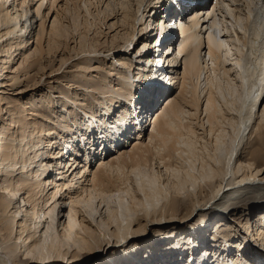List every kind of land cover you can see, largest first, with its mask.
Listing matches in <instances>:
<instances>
[{"label": "bare ground", "instance_id": "1", "mask_svg": "<svg viewBox=\"0 0 264 264\" xmlns=\"http://www.w3.org/2000/svg\"><path fill=\"white\" fill-rule=\"evenodd\" d=\"M162 1L158 7L165 9L167 15L159 22V12L149 14L152 7L147 3L157 5L153 0H136L130 7L128 0H0V75L6 78L3 83L6 90L0 92V118L8 116V123L0 128V264H23L16 259L17 250L22 249L24 256L30 258L24 264L31 261L57 264L68 255L75 258L73 255L77 251L71 248L92 252L90 239L95 231L81 213L91 217L99 212L101 205L105 207L106 217L99 221L97 237L101 236L105 242L111 237L122 241L129 234H136L145 217L173 223L177 217L175 211L180 207V194L188 199V204L178 220L189 216L194 211L191 206L195 209L196 203L205 204L203 207L209 209V212L203 211L204 208L199 210L193 221L196 226L190 228L192 231L207 225L208 213H214L210 211L213 207L215 211L224 212L241 205L245 211L248 207V214L254 208H264V106L260 114L256 109L264 98V0H231L232 4L213 0V19L210 14H203V6L186 7L189 0H169L181 4L172 12L168 9L170 2ZM101 6L105 8L102 10ZM62 11L71 16V25L65 28H60L59 12ZM185 15L190 21L188 24L179 20ZM173 16L179 18L173 23L176 22L182 37L175 53H172L176 35L171 31ZM51 17L53 21L47 31L45 23ZM77 17L82 19L79 23ZM117 17L120 24L114 23L109 28L116 26L112 31L121 33L120 40L113 35L109 44L100 43L98 25H107L109 19ZM151 18L152 21L157 19L155 33L162 27L156 38L152 36L149 40L150 34H145V29L148 23L152 24ZM89 33L95 36L87 40ZM28 34L26 38L33 36L35 39L31 53L21 50ZM74 34L82 41H91L92 49H83L81 53L88 55L69 63L72 56L68 52V42ZM145 35L148 39H143ZM191 39L195 45L185 49ZM166 42H169L163 54H166V61H162L154 50ZM121 43L126 48H133L134 44L136 51L125 53ZM151 49L154 55L147 53ZM53 50L56 52L49 56ZM105 51L113 52L101 58L89 55ZM16 55L21 61L14 67ZM108 58L113 62L106 66ZM162 62H166L165 71L173 75L171 82L174 83L165 92L155 86V83L161 86L167 82L164 69L158 70ZM180 66L182 71L178 72ZM57 72L56 80H60L61 85L49 86V93L35 95L26 102L21 99L24 92L36 90L44 76ZM120 82L122 86L116 87L115 83ZM78 86L84 88L83 97H90L84 104L77 102L80 95L71 98L74 92L70 89ZM53 88L58 89L62 99L58 107L60 112L55 111L60 97L52 96ZM142 90L151 97L145 104L138 103ZM8 93L18 98L4 96ZM160 101H165L164 105L156 107ZM154 106L156 109L151 110L149 116L153 119L151 128L146 133L148 125L144 127L142 119ZM114 108L118 114L116 120H112L114 114L110 115ZM96 115L102 116L96 118ZM90 125L93 128L86 129ZM80 126L86 132H79L82 137L75 140L71 135L78 132ZM228 126L231 134L226 131ZM133 129L137 137L130 145L126 144L125 137ZM226 137L229 138L227 146ZM53 147H57L56 157H66L69 150L79 160L72 158L74 154L69 155L67 161H74L70 164L75 166L69 173L61 168L56 181L51 179L53 173L48 174L52 164L42 158ZM112 150L114 152L110 153ZM96 154L97 164L91 170L90 161ZM233 160L242 163L240 170L231 168ZM56 161L59 162L57 166L64 165L62 159ZM257 174L262 176L259 181L249 180L257 178ZM59 177L61 180H57ZM258 192L260 194L255 195ZM203 193L204 198L201 197ZM65 198L69 201L68 221L62 224L61 232L58 218ZM25 205H29V209L23 210ZM13 207L15 210L11 211ZM22 210L24 217L18 219ZM259 213L263 216L253 217L251 225V217L246 215L242 235L252 240L258 235L264 241V212ZM170 226L175 230L174 224L164 229ZM219 227L210 234L211 240L218 239L215 243L219 241V249L214 250L206 262L264 264V250L250 247L246 243L247 236L239 244L233 240L235 234ZM14 231L20 244L11 242ZM175 235L178 243L174 245L182 247L184 244L187 250L195 246V240H192L194 246L180 240L181 237L190 240L185 233ZM228 247L249 250L248 254L252 250L258 252L247 262L237 255L234 258L228 253ZM221 249L224 250L219 253ZM204 257L205 254L197 264H207ZM7 258H13L12 262Z\"/></svg>", "mask_w": 264, "mask_h": 264}, {"label": "rangeland", "instance_id": "2", "mask_svg": "<svg viewBox=\"0 0 264 264\" xmlns=\"http://www.w3.org/2000/svg\"><path fill=\"white\" fill-rule=\"evenodd\" d=\"M120 1H122V0H120ZM123 1H125V0H123ZM129 1V7L130 6H132V4L134 5L135 4V1L136 0H128ZM155 1V4L159 1V2H161L160 4L162 5V0H153V2ZM119 2V1H118ZM10 3H12V2H10ZM225 3L227 4V3H230V4H232V2H231V0H225ZM147 4H150L151 6L150 7H152V9H151V11L149 12V14H154L155 12H159V14H160V12H162L163 13V11H164V13H167L166 11H165V9H163V8H160V7H158L159 5H153L151 2H149V3H147ZM235 5V4H234ZM233 5V6H234ZM240 5V4H239ZM112 6H115L116 7V5L115 4H112ZM240 6H242V5H240ZM243 8H244V6H242ZM101 8H102V10L105 8V6H101ZM229 8H233V7H229ZM153 11V12H152ZM155 11V12H154ZM170 11L172 12L173 10H171L170 9ZM222 11L224 12V13H226V11L224 10V9H222ZM145 12H148V10L147 11H145ZM66 12L65 11H62V13L61 12H59V21H61V23H63L62 25H61V23H60V26H62V27H60V28H65V27H67L66 25H71V16L68 14L69 12H67V14H65ZM93 13H96V12H93ZM187 13V12H186ZM62 16H61V15ZM147 14V13H146ZM228 14V13H227ZM225 15L230 21H232V18L230 17V16H228V15ZM54 16V15H53ZM70 16V17H69ZM150 16V15H149ZM152 16V15H151ZM150 16V17H151ZM67 17V18H66ZM78 17H80L81 18V16L79 15ZM78 17H77V20H76V22L78 21V23L80 22V20H82V19H78ZM157 16H155V18H156ZM154 18V17H153ZM169 18V17H168ZM61 19V20H60ZM118 19V20H117ZM148 19V18H147ZM150 20V19H149ZM155 20H157V19H155ZM155 20H153L152 21V18H151V25L148 23V25H147V27H146V33L145 34H147V32L150 34V36H148L149 37V40L151 39V37L153 36V38H156V35L158 34V33H160V32H158V30L162 27H159L158 29H157V33H155L154 31V29L156 28V24H155ZM52 21H53V17H51V18H49L48 19V21L45 23L46 25V30L48 31V30H50V26H51V24H52ZM159 22H162V21H160V20H158ZM109 22V23H108ZM165 22H166V20H165ZM68 23H70V24H68ZM114 23H116V24H120V18L119 17H117V18H111V19H109L108 21H107V25H104L103 23H100L99 25H98V27H100L99 28V30H98V33H100V36L98 37V39H100V43H103V42H105L106 41V44H109L110 43V40H111V37L113 36V35H117V37H116V39L118 38L119 40H120V37H121V33H118V31H112L113 29L111 28H109L112 24H114ZM65 26V27H64ZM139 28V27H138ZM163 28H166V29H168V28H170V27H168V26H163ZM69 29V28H68ZM93 29V28H92ZM70 30V29H69ZM90 32H92V30L90 31ZM117 32V33H116ZM29 36V34L26 36L25 35V39H27V43H26V45L23 47V49H21L22 51H24V52H26V53H31L32 51H33V49H34V46H35V39H34V37L32 36V37H30V39L29 38H26V37H28ZM76 36V37H75ZM92 36H95L94 34L92 35L91 33H89L88 34V38H87V40H89V39H91V37ZM162 35H160V37H161ZM141 36H138V38H140ZM148 37H146V35H145V37H143V39L145 38V39H148ZM136 39V38H135ZM164 39V37H162L161 38V40L160 41H162ZM137 40V39H136ZM152 40V39H151ZM70 42H68V52L71 54V59L69 60V63H71V62H77V61H79V60H81V59H83L86 55H88V54H82L81 53V51L83 50V49H85V50H87V49H89L90 50V48L92 49V47L90 46V42L91 41H85V40H83L82 41V39H80L77 35H75L74 34V38L73 39H70L69 40ZM169 41H171V40H169ZM136 42V41H135ZM140 42H142V39H141V41ZM140 42L138 43V44H140ZM151 42V41H150ZM152 43V42H151ZM150 43V44H151ZM162 43V42H161ZM160 43V44H161ZM169 42H166V44H161V45H159V47H158V49H156V50H154V53L155 54H157V56L160 58V56H161V60H162V58L164 59V56L166 55H163L164 54V52L166 51V46H167V44H168ZM121 46L122 47H125V48H123L122 50L124 51L125 50V53L127 52V50H128V52L129 53H131V54H133L135 51H136V49L134 50V44H133V48H131V47H129L128 46V48H126V45L124 44V43H121ZM84 47V48H83ZM137 47V46H136ZM158 50V51H157ZM59 51V50H58ZM54 52H56L55 50H53L52 51V54H50L49 56H53L54 55ZM111 52H113V51H111ZM111 52H107V51H105V52H103V53H91V54H89L90 56H94V55H96V57H104V55H106V54H108V53H111ZM153 51H152V49L151 50H149V51H147V53H152ZM77 53H79V54H77ZM146 53V52H145ZM154 53H152L153 55H154ZM58 55V52L55 54V56H57ZM112 56V55H111ZM111 56H109V57H111ZM140 56V55H139ZM115 60H116V58H115ZM20 61H21V57L19 56V55H16V59H15V62H14V64H12L14 67H17L18 65H19V63H20ZM106 61H107V65L106 66H108L110 63H112L113 62V59H110V58H108V59H106ZM117 61V60H116ZM96 62V61H95ZM140 62V61H139ZM142 63V62H141ZM11 64H9V66H11ZM96 64V63H95ZM120 64V63H119ZM73 65V64H72ZM136 65V64H135ZM143 65H145V63L143 62ZM147 66V65H146ZM14 67H13V69H14ZM161 66H159V68H160ZM147 69H149L148 67H147ZM178 72H180V71H182V66H180L179 68H178ZM59 72H57V73H55L54 75L52 74V75H46V76H44L43 77V79H41V81H40V83L38 84V88L36 89V90H28L27 92H24L21 96V99H23V101H27V99H29L30 97H35V95H40L41 93H49V90H50V88H49V86H57V85H61L60 83H59V81H57L56 80V76H57V74H58ZM88 72H86V74H87ZM92 74L93 73H95V72H91ZM6 74V73H5ZM47 78V79H46ZM44 79H46V80H44ZM4 81H6V78H5V75H3V76H1L0 75V92L1 91H5L6 90V87L5 86H3V83H4ZM166 81H168V79H166ZM134 83H135V81H133ZM164 82V81H163ZM59 83V84H58ZM116 84V87H117V85L118 86H122L121 85V82L120 83H115ZM54 87V88H55ZM52 89V91H53V93H52V96H54L55 98H59L58 99V101H57V104H56V106H57V108L55 107V111H59V110H61V109H59L58 107L60 106V103H61V101H62V99H61V96H59V91H58V89ZM66 90V89H65ZM73 91L74 92V94L73 95H71V98L72 99H74V98H76L74 95H76L77 94V96L78 95H80L79 97H78V100H77V102L79 101V102H83V104L84 103H86V102H88L89 100H90V97H88V96H86V97H83L82 96V94L85 92L84 91V88H81L80 86H78V87H72L71 89H70V91ZM33 91V92H32ZM176 91V90H175ZM138 93V92H137ZM136 93V94H137ZM146 95H145V94ZM1 94V93H0ZM143 94V95H142ZM148 92L147 91H143L142 90V93H140V98L138 97V103H140V104H145V102H146V100H148V99H151V97H149L148 95ZM2 95V94H1ZM4 96H10L11 98H18V95H11V93H8V94H4ZM142 96V97H141ZM148 96V97H147ZM20 97V96H19ZM79 98H82V99H79ZM142 100V101H141ZM164 102L165 101H163L162 103H161V101L159 102V103H161V104H157L156 105V107L157 106H160V107H162L163 105H164ZM67 104L68 105H70L69 104V102H67ZM66 104V107H68V108H71V109H73L74 110V108L75 107H71V106H68ZM149 105V104H148ZM4 106V105H3ZM263 106H264V98H263V100H262V102H261V104H260V106H259V108H258V106L256 107V109H258V113L260 114V111L262 110V108H263ZM156 107L154 106V108L152 107V109H150L149 110V113L148 114H146V116L142 119L143 121H142V123H143V126L145 127V126H147V130L145 131L146 133H148L149 131H150V128H151V121L153 120H151V118H152V116H151V118L149 117L150 116V114H151V112L153 111V110H155L156 109ZM61 108V107H60ZM115 109V108H114ZM113 109V111L112 112H110V115L111 116H113V114H114V117H113V119L112 120H116L118 117L117 116H115V115H118L117 114V109H115L114 110ZM68 110H70V109H68ZM152 110V111H151ZM62 111V110H61ZM74 111H76L77 113H79V114H83V112L82 113H80L81 112V110H79V109H77L76 108V110H74ZM144 111V110H143ZM257 111V110H256ZM60 112V111H59ZM141 115V114H140ZM201 115V114H200ZM100 116H102V115H100ZM99 115H96L95 117L97 118V117H100ZM203 116V115H202ZM3 118H0V128L2 127V125H4V124H6V123H8V121L6 120L7 118H8V116H7V114L6 115H3L2 116ZM149 118H150V120H149ZM140 119V120H141ZM111 120V121H112ZM110 121V122H111ZM110 122H108V123H110ZM95 123V119H94V121H93V124ZM108 123H106V126L108 125ZM111 124H112V122H111ZM110 124V125H111ZM93 128V125H90V126H88V127H86V129H92ZM100 128H101V126H100ZM15 129H16V127H15ZM83 129V127L81 128V126L79 127V131L77 132V131H74L75 133H73L72 135H71V137L72 136H74V139L76 138V139H80L82 136H81V134L79 133V132H86V130H82ZM135 131V132H134ZM226 131H229V133L231 134V132H232V130H231V128L228 126L227 127V130ZM90 132V135H92L91 133V131H89ZM101 132H102V130H101ZM131 133V134H130ZM129 134L130 135H128V136H126L125 137V140H126V144H128L129 143V145L132 143L131 142V140L133 139V138H135V137H137V135L135 134L136 133V130L135 129H133V130H131V132H130ZM145 136H146V134H145ZM122 138H124V137H122ZM75 139V140H76ZM226 146L228 145V141H229V138L228 137H226ZM81 142H84V140H80ZM225 146V147H226ZM224 147V148H225ZM57 149V147L55 148V147H53V148H51V152L47 155V156H49L50 158H51V160H47V159H45V160H47V161H49V163L50 164H52V167H51V169H50V172L48 173L49 175H51L52 173V177H51V179L54 181H56V177L58 176V173L57 172H61V168H64V166L65 165H67V162H69V161H67V158L68 157H70L69 155H72V154H69V155H67V157H65V159H62V157H60V158H58V157H56V150ZM53 150V151H52ZM55 151V152H54ZM111 152H114L113 150L112 151H110V153ZM76 154H78V152L76 153ZM81 154V153H80ZM55 155V156H54ZM66 155V154H65ZM94 156L95 155H93L92 156V158H91V165L89 166V162H88V166H89V168L92 170L93 168H95V166H96V162H95V160L98 158V155L96 154V156H95V158H94ZM101 156H103V155H100L99 157H101ZM55 158V159H54ZM64 158V157H63ZM83 157H81V159H82ZM235 158V157H234ZM57 159H59V160H61L62 159V161H64L63 162V164L64 165H61V166H57V164L56 163H59V162H57L56 160ZM80 159V160H81ZM66 160V161H65ZM72 161V160H71ZM70 161V162H71ZM69 162V163H70ZM72 162H74V161H72ZM232 165H230L231 166V168H233L235 171H237V170H240V168H241V162H239V161H236V160H233L232 161V163H231ZM59 169V170H58ZM56 170V176L55 177H53V175H54V171ZM248 173V172H247ZM47 174V175H48ZM238 175H240V174H238ZM250 175V174H249ZM253 175H254V172H253ZM2 175H0V177H1ZM264 176V175H263ZM260 177H262V176H259V174H257V178H256V176H255V178L254 177H252V178H249V180H253V179H255L254 181H259L260 180ZM60 178V177H59ZM57 179V180H61V178L60 179ZM262 180H263V178H261ZM51 180V181H52ZM237 181H239V180H237ZM244 182H246V181H244ZM133 185H135L136 186V184H133ZM236 188V187H235ZM72 189H74V187L72 188ZM204 190H206L205 192H209L208 191V189L207 188H204ZM225 191H227V190H225ZM224 193V192H223ZM222 193V194H223ZM222 194H220L217 198H216V201L218 200V198L222 195ZM257 194H260V192H258V193H256L255 195H257ZM204 196H205V194L203 193L202 194V198H204ZM178 198H179V202H178V204H179V208L175 211V214H176V216L177 217H180V216H182V215H184V213L186 212V210H187V208L185 207L187 204H188V199L183 195V194H180V196H178ZM206 200V198L205 199H202V201H205ZM15 201V204L16 205H18V201H17V199H15L14 200ZM20 201V200H19ZM216 201H212L213 203L214 202H216ZM17 202V203H16ZM211 202V203H212ZM20 204V203H19ZM62 204V203H61ZM207 205H209V204H207ZM247 205H249V204H247ZM254 205V204H253ZM15 206V205H14ZM23 206V205H22ZM21 206V207H22ZM29 205H25V207H22L23 208V210H25L26 208L27 209H29V207H28ZM63 207H62V213H61V216H59V218H58V221H59V226H58V229H59V231H61V229H62V224H65L66 225V223H67V221H68V212H69V201L68 200H66V198H65V200H63V205H62ZM102 206L103 205H101L100 207L101 208H99V212L97 213V214H94V215H92L91 217L90 216H88V214H86V213H84V212H82L81 213V216H83L84 217V219L85 220H87L88 222H89V224H90V226L92 227V229L95 231L94 232V234H93V238L92 239H90V242H91V245L93 246V250H90V251H92V252H86V251H82V252H80V251H78L77 249H75V248H71V250H73V251H77L76 252V255H73V256H76L75 258H72V257H70L69 255L68 256H66L63 260H61L60 262H58L57 264H116V263H119V264H197L198 263V261H199V259L205 254V257L203 258L204 260L203 261H205L206 262V260L207 259H210V257H211V255L214 253V250H218L219 249V246H218V243H219V241L218 242H216L215 243V241L216 240H218V239H216V240H211V235L210 234H214V229H215V227H218V226H220L219 227V229H227L228 231H230V232H232V234H235V237L233 238V240H236V243H238L239 242V244H241L242 242H243V240L242 239H244L247 235H242V233H244V226H246L245 224V222H246V220H245V218H246V215L248 214V212H247V210H248V207H247V210L245 211V207H241V205H239L238 207H232V208H230V210H226V211H215L216 209L213 207V208H210V211H214V213L212 212V213H208V218H207V225H205V227L204 228H201V229H196V230H190V228H191V226L193 225H195L194 224V220L198 217V213H199V210L200 209H202V208H204L203 206H205V204H198V203H196L195 204V209H194V207L193 206H191V208H193L192 209V211L193 212H191L190 213V215L189 216H187L186 218H184V220H178L177 219V217H175L174 218V220H173V223H168V222H165L164 220H162L161 219V221L160 220H158V221H155V220H152L151 219V217H145V218H142L141 219V228L138 230V231H136V234H129V236L128 237H126V239L125 240H122V241H120L119 239V241H117V238L115 237V238H113V237H111V238H109L107 241H109L108 243H107V241L105 242V240H104V238H102L101 236H100V238L98 239V225H99V221L101 220V218H103V217H106V212H105V207L103 206V208H102ZM233 208H234V210H233ZM264 209V208H263ZM263 209H257V208H254V210H252V212L250 213L249 212V214L247 215V216H249V217H251V220H250V223H249V225H251V223H252V220H253V217H255V218H257L259 215H262L263 216V214H260L259 212H264V210ZM15 210V207H13L12 208V210L11 211H14ZM21 211L20 212V214L17 216L18 217V219H20L21 217H24V211ZM207 211V212H209V209H208V206H206V208H204L203 209V211ZM233 210V211H232ZM201 211V210H200ZM231 211V212H230ZM257 212V213H256ZM100 216V217H99ZM56 218V219H57ZM181 218H183V217H181ZM24 219V218H23ZM187 220H189V221H187ZM57 221V222H58ZM185 221H187L186 223H185ZM191 222H192V224H191ZM216 222H217V225L215 226V224H216ZM185 223V224H184ZM215 223V224H214ZM57 224V223H56ZM172 224H174V226L173 227H175L174 229L175 230H172V227L171 228H168V230L167 229H164V227H166V226H169V225H172ZM184 224V225H183ZM213 224V226H211ZM161 226V227H160ZM196 226V225H195ZM160 227V228H159ZM212 227V228H211ZM113 228V227H112ZM155 228V229H154ZM170 229H171V231H170ZM16 230V229H15ZM248 231V230H247ZM15 232L16 231H14V233H13V237H12V240H11V242H18V244H20L19 242V240H17L16 239V237H15ZM42 232V231H41ZM62 232V231H61ZM181 232H183V233H185L186 235L185 236H189V237H191L190 238V240L188 241L187 240V238L184 240L182 237L180 238V240H183L184 242H185V244H189V246H194L193 244H192V240H195V246L194 247H189V250H187V248L184 246V244L182 243V242H180V244H183V246L182 247H184V248H186V249H182V251H180V252H178L177 251V248H179V250L182 248V247H179V245H174L176 242L178 243V241H177V237H176V235H175V233H181ZM197 232V233H196ZM17 233V232H16ZM174 233V234H173ZM248 233H249V231H248ZM141 234V235H140ZM183 236V235H182ZM130 237V238H129ZM248 237V236H247ZM259 237V238H258ZM254 238H256V239H254ZM254 238H253V240L252 239H250L249 237L248 238H246V240H248V242H246V243H248L249 245H250V247L251 246H256L257 248H259L260 250H264V241L263 240H261V238H260V236H258V235H255L254 236ZM157 239V240H156ZM172 239V240H171ZM196 239H198L199 241H202V242H198V240H196ZM94 240H95V242H94ZM179 240V241H180ZM230 240H232V239H229V241ZM250 240V241H249ZM228 241V240H227ZM98 242V243H97ZM104 242V243H103ZM153 242V243H152ZM205 242V243H204ZM231 242V241H230ZM174 243V244H173ZM211 246H210V245ZM223 244H225V243H223ZM231 244H235V243H233V242H231ZM238 244V245H239ZM100 245V246H99ZM174 245V246H173ZM214 245V246H213ZM217 245V246H216ZM244 245H246V244H244ZM99 246V247H98ZM149 246V247H148ZM169 246V247H168ZM98 247V248H97ZM136 247V248H135ZM199 247V248H198ZM164 248V249H163ZM166 248V249H165ZM198 248V249H197ZM152 249V250H151ZM201 249H203V251H199V250H201ZM230 250L228 251V253H230L234 258H235V255H237L238 257H242V258H245V260H247V262L248 261H251V259H252V257H251V259H250V256H252V254H254V255H256V253L258 252V251H254V250H252V252H251V254H248L247 252H249V250L247 251V252H245L244 250L242 251V250H239V251H237L235 248L233 249V247H232V249L231 248H229ZM126 250H127V252H126ZM131 250V251H130ZM206 250V251H205ZM224 249H221V250H219V253L220 252H222ZM151 251V252H150ZM167 251V252H166ZM24 250L22 249L21 251H19V250H17V253H16V259L17 260H19L21 263H27V260L28 259H30L29 257L28 258H26L25 256H24ZM189 252V253H188ZM200 252V253H199ZM225 253H226V250L224 251ZM223 252V253H224ZM239 252V253H238ZM185 253V254H184ZM207 253V254H206ZM250 253V252H249ZM260 253V252H259ZM1 254V253H0ZM136 254V255H135ZM167 254H168V256L169 257H167ZM177 255V256H176ZM181 255V256H180ZM253 255V256H254ZM114 256V257H113ZM133 256V257H132ZM141 256V257H140ZM163 256V257H162ZM227 256V255H226ZM183 257H184V259H183ZM227 257H229V256H227ZM134 258H135V260H134ZM161 258H162V260H161ZM164 258V259H163ZM13 259V258H12ZM12 259L11 258H7V260H9L10 262H12ZM76 259V260H75ZM166 259V260H165ZM179 259V260H178ZM110 260V261H109ZM254 260V259H253ZM121 261V262H120ZM112 262V263H111ZM29 264H36L34 261H31V262H28ZM207 264H209V263H211V261H207L206 262ZM38 264H40V263H38ZM41 264H45V263H41ZM46 264H56V263H53V262H51V263H46ZM254 264H256V263H254ZM263 264V263H262Z\"/></svg>", "mask_w": 264, "mask_h": 264}]
</instances>
